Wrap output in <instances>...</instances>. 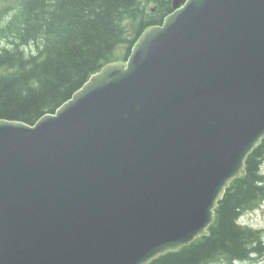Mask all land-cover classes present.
<instances>
[{
    "label": "water",
    "instance_id": "1",
    "mask_svg": "<svg viewBox=\"0 0 264 264\" xmlns=\"http://www.w3.org/2000/svg\"><path fill=\"white\" fill-rule=\"evenodd\" d=\"M173 6L54 113L0 119V264H148L208 233L264 138V0Z\"/></svg>",
    "mask_w": 264,
    "mask_h": 264
},
{
    "label": "trees",
    "instance_id": "2",
    "mask_svg": "<svg viewBox=\"0 0 264 264\" xmlns=\"http://www.w3.org/2000/svg\"><path fill=\"white\" fill-rule=\"evenodd\" d=\"M0 6V119L29 124L119 59V47L127 58L142 32L173 10L171 0H0ZM263 162L264 139L248 156L246 174L219 201L210 234L149 264L264 258V229L238 221L264 200Z\"/></svg>",
    "mask_w": 264,
    "mask_h": 264
},
{
    "label": "rangeland",
    "instance_id": "3",
    "mask_svg": "<svg viewBox=\"0 0 264 264\" xmlns=\"http://www.w3.org/2000/svg\"><path fill=\"white\" fill-rule=\"evenodd\" d=\"M1 6H0V10H1ZM123 53H124L123 47H119V49L117 50L118 57L123 58L124 57ZM262 172L264 173V162L262 165ZM241 222L250 225L252 227L264 228V202L262 203L260 208L245 213L241 217ZM234 264H264V260L239 261Z\"/></svg>",
    "mask_w": 264,
    "mask_h": 264
}]
</instances>
